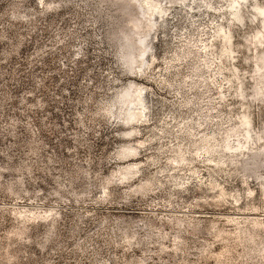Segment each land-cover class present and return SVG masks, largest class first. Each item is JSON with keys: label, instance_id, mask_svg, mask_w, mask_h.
I'll list each match as a JSON object with an SVG mask.
<instances>
[{"label": "rangeland", "instance_id": "rangeland-1", "mask_svg": "<svg viewBox=\"0 0 264 264\" xmlns=\"http://www.w3.org/2000/svg\"><path fill=\"white\" fill-rule=\"evenodd\" d=\"M0 264H264V0H0Z\"/></svg>", "mask_w": 264, "mask_h": 264}, {"label": "bare ground", "instance_id": "bare-ground-1", "mask_svg": "<svg viewBox=\"0 0 264 264\" xmlns=\"http://www.w3.org/2000/svg\"><path fill=\"white\" fill-rule=\"evenodd\" d=\"M157 9V8H156ZM159 10V9H158ZM155 11V8L154 7H152V5H148L144 10H143V15H150V14H152L153 12ZM260 12H262V10H260ZM225 38H228V35H227V33H226V35L224 36ZM140 43V45H141V47L144 49L145 48V42L143 41V40H140L139 41ZM130 55V57L132 56V53L131 54H129ZM135 91H136V97H135V99L128 105V109H127V112H126V117H124V118H122V122L123 123H129V122H131V121H134V120H142L143 119V117H137L136 116V112H140V114L142 115V116H144V111H143V109H144V107H143V105H142V99H140V97H139V92H140V90L139 89H135Z\"/></svg>", "mask_w": 264, "mask_h": 264}, {"label": "trees", "instance_id": "trees-1", "mask_svg": "<svg viewBox=\"0 0 264 264\" xmlns=\"http://www.w3.org/2000/svg\"><path fill=\"white\" fill-rule=\"evenodd\" d=\"M115 35L119 36L120 34H115ZM126 37L127 38H125V39H120V36H119V39H120L121 44H122V46L124 48L128 47V49H130L132 47V42H131L130 35L129 36L126 35Z\"/></svg>", "mask_w": 264, "mask_h": 264}]
</instances>
